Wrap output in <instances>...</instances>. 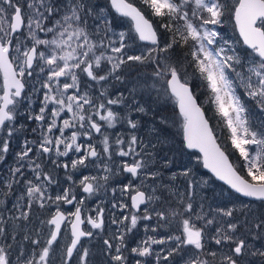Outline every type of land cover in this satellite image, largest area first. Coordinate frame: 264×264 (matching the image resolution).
<instances>
[{
  "label": "snow or ice",
  "instance_id": "obj_1",
  "mask_svg": "<svg viewBox=\"0 0 264 264\" xmlns=\"http://www.w3.org/2000/svg\"><path fill=\"white\" fill-rule=\"evenodd\" d=\"M141 3L151 16L159 18V24L132 0H110L111 8L131 21L127 32H116L114 22L101 14L104 9L91 0H0V163L15 156L3 184L4 196L12 193L14 184L23 186L13 205L15 212L5 218L3 212L12 210H0V237L5 241L0 244V264H90L91 253L82 241L93 238V230L105 231L103 208L93 209L95 217L84 216L85 201L77 199L72 187L55 194L50 191L58 182L46 169V160L63 167L69 181L71 172L80 168L98 169L99 175H85L79 181L80 190L89 197L106 188L113 175L131 177L121 189L122 194H128L130 205L112 204L121 216H113L116 231L103 239L108 264H128L129 255L134 264H150L149 258H154L155 264H242L249 255L264 260V249L251 248L237 237L235 206L211 210L216 215L205 212L203 203L195 206L197 181L191 169L170 177L172 181L183 177V192L177 189L165 197L169 185L160 183L146 193L141 177L155 184L162 180L163 172L150 168L151 154L144 152L147 146L142 147L135 134L140 126L136 114L142 118L150 111L147 101L141 103L144 94L151 99L152 89L161 83L157 94L162 90L179 107L186 148L201 153L203 167L235 194L264 202V122L256 125L252 112L254 107L264 113V0ZM226 24L238 34L235 40L222 31ZM177 49H186L183 59L176 57ZM142 66L151 68V85L148 77L139 75ZM189 67L211 93L231 145L243 161L240 170L217 143L197 104L187 80ZM133 76L135 79H130ZM240 88L242 95L237 91ZM33 97H41L35 114ZM26 100V119L37 123L32 131L39 135L25 138L20 150L14 152L13 141L24 130L18 116ZM118 126L129 131H114ZM60 157H69L70 165L61 164ZM173 163L165 160L163 167ZM135 180L140 183L134 185ZM62 205H74L75 210L65 212ZM34 206L48 209L49 218L41 221L47 231L36 230L35 237L25 234L23 241L31 247L26 249L21 243L13 259V245L6 242L9 236L16 240L12 234L15 222L29 221ZM154 218L155 224H143L145 233L158 234L162 227L172 231L146 235L129 249L126 237L141 222ZM85 224L90 229L83 227ZM253 227L257 230L253 239L260 238L264 216ZM206 236L215 245L226 246L227 251L221 256L207 248ZM62 239L67 241L63 245ZM154 245L165 247L156 251Z\"/></svg>",
  "mask_w": 264,
  "mask_h": 264
},
{
  "label": "rangeland",
  "instance_id": "obj_2",
  "mask_svg": "<svg viewBox=\"0 0 264 264\" xmlns=\"http://www.w3.org/2000/svg\"><path fill=\"white\" fill-rule=\"evenodd\" d=\"M117 86L120 87L119 85H117ZM156 86L158 88L159 87L161 88V83H157ZM237 91H238V94L243 93L242 88L238 89ZM195 92L200 96L202 102H204L205 104H208V103H206V100L203 97V90L202 89H200V90L197 89ZM161 96L162 97H160V100L163 99V100H165V102L167 101L169 104L174 103L173 101H171L168 98V96L163 94V91H162ZM145 101H147V104H146L147 107H151L155 102L153 99H148V97H144V99L141 101V103L145 102ZM249 103H251V102H249ZM252 112L254 113V123L256 125H261V123L264 122V113H260L259 110L255 109L254 107L252 108ZM176 120L178 122V129H179L178 137L180 139L181 138L180 126L182 123V118L176 117ZM214 124L218 125L217 122ZM145 125H147V126L144 128V133L145 134L147 133V134L145 135L144 139H140V140L142 141V145H141L142 147L144 145L147 146L146 148H144V152L151 154L150 168L159 169L160 171H162V169H165L166 170L165 173L162 171L163 172V178L166 181V182L164 181L163 184L174 183L173 187L169 186L171 193H168V191H164L163 195L167 196V197H171L172 193L175 192L177 189H179L181 192H183V190H184L183 177H178L177 180H175V181H172L170 179V177L173 173H179V172H181V170L183 171L185 169H191L192 175L195 178V180L197 181V184H196L195 189H194V197H193L195 206H198L201 203H203L204 204V211L209 212L211 215H216V213L214 211H211V210H214L218 207H220V208H225V207L231 208V207L235 206L237 211L234 213L233 219L239 225L237 237L245 239L251 248L264 249V233L261 234L260 238L253 239V235L257 231L253 227V225L255 223L259 222L260 218L262 216H264V203L261 201H256V200L250 201V200L240 198V197L236 196L235 194H233L231 191H229L223 185L214 181L205 171H203L201 169L198 155L194 152L186 151L184 148L182 151L181 149L179 150V148H176L177 146L175 147V149H174V147H173V149L169 147V149H170L169 152L171 155L168 154L166 152V150L164 149L163 152L166 155V157H164V161L165 160H171L172 161V159H173L172 158L173 157L172 152H173V154H175V158H176L175 161H177V162H174L170 167H163V165H162V169L156 167L152 161H153V158L156 155V153H158V151L155 150L158 142H156L155 135L151 134V132H152V128L150 127L151 123L149 122V124L146 123ZM220 140H222V144L224 145V147H226L227 145L223 141V139H221V137H220ZM153 145H155V147H153ZM250 147H253V146H250ZM228 150L230 151L229 155L233 157L232 163L234 165L238 164L237 160L235 159L233 151H231L230 149H228ZM154 152H155V154H154ZM149 158H150L149 156H145V159H149ZM242 163H243V161L241 160V164ZM241 173H243V172H241ZM99 174L100 173H99L98 169H96L95 175H99ZM141 178L144 179V190L146 191V193H150L151 187H153V186L158 188L160 183H161V181H158L154 184L151 179H146L144 177H141ZM121 180L123 182H126V184H127L129 182V180H131V178L130 177H124L123 178V176H120V175H113L111 177V179L108 181V185H109L108 188L101 189L95 195H93L91 197H89L88 194H86V193L81 194L78 196V199H84V201H85L84 205H85L86 211L96 209L97 206H99L100 208H103L104 211L106 209H110V208H112L113 211H117L118 208H113L112 204L117 203L116 200L119 198V195L116 194L113 201H112L111 195H112L113 189H115L116 192L120 193V190H121V182L120 181ZM205 181L207 183H204ZM139 183H140V180L133 181L134 185L139 184ZM208 188H210V189H208ZM55 190L59 191V187L56 188ZM157 194H159V192ZM100 197L103 198V202H100ZM211 201H213V202H211ZM152 206H155V205H152ZM152 206H150V207H152ZM245 206H247V207H245ZM241 210H243V214H242ZM140 214H142V213H138V215H140ZM118 217H119V214L117 213L116 218H118ZM222 219L227 220L229 218H222ZM245 221H249L250 224H246ZM145 223L155 224L156 221L154 218L153 221H150V222L149 221L141 222V225L138 227V229L141 231V236H139V239H138L139 241L141 239L145 238L146 235H158L159 234V236H162L164 233L172 231L171 228L162 227V228L158 229V234L157 233H151V232L145 233L144 229H143V224H145ZM40 227H41V221L39 222V220L37 219L36 230H39ZM250 227L252 228L251 232H249ZM9 231L11 232L12 230H9ZM39 231L46 232L45 230H43V228ZM19 232L22 233V236H24L23 229H21V228H19V230L15 229V231L12 234L15 235ZM1 242H2V244L5 243L3 238L1 240ZM6 243L13 245V252H15V254H16V249L22 243V238H16V240L13 241L11 239V237L9 236V239L7 240ZM82 243L84 244L85 247L88 248V245L89 244L91 245L92 241H90V240L85 241V242L83 241ZM132 247H135V246H133V244H132V246L130 248H132ZM153 247L156 251H159L161 249V247H165V246L154 245ZM206 247L211 249L212 251H217L221 256L223 255L224 252L227 251L226 246L224 248H221L220 246L215 245L212 242L210 236H206ZM202 258L203 259H209V260L212 259L211 257H208V256H203ZM13 259H15V256H13ZM177 259H179V257H177ZM149 260H150V264H155L154 258H149ZM162 264H164V262H162ZM217 264H218V261H217ZM242 264H264V260H262L258 256L252 257L249 255V256H246L245 261L242 262Z\"/></svg>",
  "mask_w": 264,
  "mask_h": 264
},
{
  "label": "flooded vegetation",
  "instance_id": "obj_3",
  "mask_svg": "<svg viewBox=\"0 0 264 264\" xmlns=\"http://www.w3.org/2000/svg\"><path fill=\"white\" fill-rule=\"evenodd\" d=\"M28 89L26 88V91ZM168 98L174 102L173 98H170L168 96ZM245 99V101L247 100L246 97H243ZM144 103V102H142ZM24 107L21 108V111H20V115L18 116V124H21V123H24L26 118L24 114H26V104L24 103ZM170 106V105H169ZM173 107H174V103H173ZM36 108V109H34ZM39 107L36 106L35 103H32V110H33V114L35 113H38V109ZM147 109H150V111H148V114L145 115V116H149L151 113H153L152 111H154V109L156 108L154 105H152L151 107H147ZM175 111V109H174ZM176 113V111H175ZM176 116L179 117V115L176 113ZM144 117V116H143ZM143 117L141 118L140 117V114H136V118L140 119V126H139V129L135 132V134L139 137V139H143V136H142V129H143V126L142 124H145V120L147 122H150V123H153V122H156V120L154 119H151V118H146V119H143ZM29 124H30V128L31 129V136H32V139H35L38 137V132H33L32 129L33 128H37V123L34 122V121H29ZM148 124V123H147ZM160 130V129H159ZM158 130V131H159ZM114 131H120V132H124V133H127L129 130L126 129L125 127L123 126H118V128ZM181 136V135H180ZM156 140H158V144H157V147L155 148L156 151H158V154L159 156H163L164 155V138L162 135L158 134L157 132V135L155 136ZM181 140V138H180ZM15 141V140H14ZM161 147V148H160ZM159 149V150H158ZM170 154V152H168ZM171 155V154H170ZM175 156V155H174ZM173 156V159L172 161L175 162V157ZM228 156V155H227ZM70 157L72 159L76 158L75 156H72V154H70ZM117 161L120 160L119 157L116 158ZM125 159H130V158H125ZM59 161L61 164L63 163H69L70 165V158L69 157H60L59 158ZM163 162H164V158L162 160H155L154 161V165L156 167L161 166L160 168L162 169V165H163ZM15 164V159H12V158H8L6 160V162L4 163H0V200H3V203H0V210H3V209H10L12 211H5L3 212V216L5 218L9 217L12 215L13 212H15V209L13 208V205L16 204L17 202V198L22 194L23 192V186L22 184H14L13 186V190H12V193L10 195H8L7 197L4 196V189H3V184L7 182L8 178H9V167L13 166ZM46 167L48 170L52 171V174L53 173H56L57 175L58 174V171H57V167L51 163V161H47L46 160ZM114 167H118V165H113ZM162 171L165 173L166 170L165 169H162ZM69 172H71V169L69 168ZM61 176H60V180L62 182L61 186L59 187V191L57 190H54V189H50V191L53 192V194L55 193H58L60 191H62L64 188H68V187H72L75 195L77 196V199H78V196L81 195V194H84L80 188H79V181L80 179H82L83 176L87 175V176H95L96 174V168H93V167H88V168H80L78 171H75V172H71V175H72V181H69L67 180L66 178V174H65V170L63 167H61ZM87 173V174H86ZM29 177H31V174L30 173H26ZM53 176L55 177V174H53ZM120 176H123L124 177H129L128 174H120ZM131 178V177H130ZM73 181L75 183H73ZM165 181L164 178H162L161 180V183H163ZM121 182V189L123 188L124 184H126V182H123L122 180L120 181ZM166 182V181H165ZM169 186L173 187L174 183H168ZM109 185L107 184L106 188H108ZM168 193H171V190L168 191ZM119 195V198L116 200V202L118 204L120 203H125V204H129L130 205V200L128 198V194L127 193H124L122 194L121 190H120V193L119 192H116L115 191V195ZM160 194V193H159ZM115 195H113V192H112V201L114 200V197ZM167 197V196H165ZM25 201H20V203H24ZM100 202H103V198L100 197ZM144 206L142 205L141 208H143ZM61 209L65 212H69V211H74L75 210V207L74 205H62L61 206ZM52 212L55 211V207L53 206L52 209H51ZM119 214V217L121 216V212L120 210L118 209L117 211H113L112 208L110 209H106L104 211V220H105V231L104 232H100L99 230H93L95 235L93 238L89 239V238H85L83 241H92V244L96 247V253L95 254H92L90 255L89 257V262L90 264H108V261H109V258H108V255L107 253L105 252L104 254H100V246L104 247L106 249V246L103 245V239H106V238H110L112 233L116 231V228L117 226L112 224L111 221L113 219V216L115 215L116 217V214ZM18 214V213H17ZM83 214L84 216H95L96 213L95 211L93 210H88L86 211L85 209V205L83 206ZM124 214H127L126 212ZM38 216L41 217V219H38ZM49 218V211L48 209H45L40 215L37 214V206H34L33 210L31 211L30 213V217H29V221H24V220H19V221H16L15 222V229L16 230H19V228L23 229V234H28L30 236H33L35 237V232H36V228H37V219L40 221L42 220H47ZM9 230H12L11 228V224H9ZM83 227H85L86 229H90V225H87L85 224ZM43 228V230L47 231V228L44 227L42 224H41V227L39 230H41ZM64 229L62 228V233H63ZM16 235V238H22V243L24 245V247L27 249V248H30L31 245L26 242V241H23V237L22 236V233H17L15 234ZM139 236H141V231L139 229L135 230L133 234L129 235L126 237V244L128 245V248L130 249V247L132 246H136L138 243H139ZM2 240V237H0V244H2L1 242ZM82 241V242H83ZM67 241L66 240H61L60 241V244L63 245L65 244ZM113 243H116V241H113ZM92 245V246H93ZM90 246V244L88 245V247ZM13 256H15V252L12 253ZM125 255H129V253L126 251L125 252ZM128 264H134V258L131 257L129 255V260H128Z\"/></svg>",
  "mask_w": 264,
  "mask_h": 264
},
{
  "label": "trees",
  "instance_id": "obj_4",
  "mask_svg": "<svg viewBox=\"0 0 264 264\" xmlns=\"http://www.w3.org/2000/svg\"><path fill=\"white\" fill-rule=\"evenodd\" d=\"M132 2L134 4H136L138 7L144 9L146 16H148V18L151 19L154 22V24H156V25L159 24V18L151 16L150 10L146 9V6L141 3V0H132ZM91 3L100 5L104 9V11L101 14L107 16L110 21L114 22V24L116 22L117 25L116 24L114 25V27L116 28L115 29L116 32H120V31L127 32L129 30V28H130L129 21L125 18L118 17L115 14H113L111 12L110 8L108 7L106 0H91ZM118 22H119V24H118ZM118 25H120V26H118ZM101 26H103V25H101ZM161 31H163V30H161ZM222 31L224 32V34L227 37L235 40L236 34L233 33L231 24H226L225 28ZM185 50L186 49H177L176 50V57L179 59H183L182 53ZM133 72H135V70H133ZM188 73L189 74H188L187 80H188L189 87L193 91L198 105L200 106V108L204 112L205 118L209 121L210 127L214 130V135L217 138L218 144L221 146V148L228 155L231 163L233 162V157L229 155L230 151L228 149L233 151L235 159L237 160V163H238V164H235V166L237 167L238 170H240V164H241L242 159L239 158L238 153L236 152V150L231 145V141L229 139L228 131H227L226 127L224 126V124L222 123L221 117L217 114L215 105L212 103L211 93L207 89L204 82L198 78L199 74L198 73L193 74V69L191 67L188 68ZM139 75H140L141 79H143L144 77H148V84L149 85H151L153 83V79L151 77V68L150 67L146 68V67L142 66L141 70L139 72ZM130 79L134 80L135 77L134 76L130 77ZM30 87H31V84H29L28 88H30ZM156 89H160V87L158 88L156 86ZM156 89H152V91H151V99H153L155 101L153 105L156 108L154 109V111H152L153 113H151L149 116H144L143 119L151 118V119L156 120V122L151 123V126H150L152 128L151 134L156 136L157 132H158V134L163 136L164 147H165V150L167 153L170 151L169 147L173 149V147H176V146H177L176 148H179V150L181 149L183 151L182 142L178 137V135H179L178 122L176 120L177 116H176V113L174 111L173 104H169L167 101L165 102V100H163V99L160 100V97H162L161 96L162 91L160 92L161 94L159 93V95H158ZM197 89L203 90V97L205 98L206 103H208V104H205L204 102L201 101L200 96L195 92ZM144 97H148V99H149V95L147 93L144 94ZM40 99H41V97H33V103H35L36 106H38V107H39ZM242 99H244L243 96H242ZM24 103L26 104L25 108H26V114H27V112H28V108H27L28 101L26 100ZM34 109H36V108H34ZM26 114H24V115H26ZM25 118H26V116H25ZM216 122L218 123V125L214 124ZM144 123L149 124V122H147L146 120ZM21 124L24 125V130L21 134H19L18 139L13 141V151L14 152L20 150L19 145L23 142V140L25 138L32 139V136L30 133L31 129H29L30 128L29 120L26 119L25 122L21 123ZM145 124H142V125H144V127L142 129V135L145 134L144 128L147 126ZM180 129H181V126H180ZM220 137H221V139H223V141L226 143V145L228 147L227 146L224 147V145L222 144V140H220ZM158 140H156V142ZM156 155H157V159H159L160 157L158 156V153ZM174 155L175 154H173V152H172V156H174ZM164 157H166L165 154L162 156V159ZM8 158L15 159V156L11 155ZM46 166L47 165H46V161H45V167ZM46 169H47V167H46ZM57 171H58V174L61 176V174H62L61 173V167H57ZM50 172L52 173V171H50ZM53 174H55V179L58 182L57 184L52 186V189L55 190L56 188L61 186L62 182L60 180L59 175H57L56 173H53ZM241 174H243V173H241ZM44 210L45 209H40L37 206V214L38 215H40ZM38 219H41V217L38 216ZM109 222H111V221H109ZM92 245L93 244L91 243V245L88 247L91 255L96 253V247L94 245L93 246ZM100 248H101L100 254H104L106 252L105 248L102 246H100Z\"/></svg>",
  "mask_w": 264,
  "mask_h": 264
},
{
  "label": "water",
  "instance_id": "obj_5",
  "mask_svg": "<svg viewBox=\"0 0 264 264\" xmlns=\"http://www.w3.org/2000/svg\"><path fill=\"white\" fill-rule=\"evenodd\" d=\"M107 1V4H108V7L110 8V10H111V12L113 13V14H115L116 16H118V17H120L119 16V14L118 13H116L115 12V10L113 9V8H111V4H110V0H106ZM123 18V17H122ZM125 19H127V18H125ZM128 20V19H127ZM129 21V24H130V26H131V21L130 20H128ZM236 35H238V34H236ZM198 104V103H197ZM199 106V105H198ZM174 109H175V111H176V113L179 115V107H178V105L176 104V102H175V100H174ZM202 110V109H201ZM206 119V118H205ZM182 123H183V121H182ZM182 123H181V129H180V135H181V142H182V146H183V148L186 150V151H191V152H194V153H196L197 155H198V157H199V162H200V167H201V169L203 170V171H205L214 181H216L217 183H219V184H221V185H223L224 187H226L229 191H231L233 194H235L231 189H229L228 188V186L227 185H225L224 184V182L223 181H220V180H218L208 169H205L204 167H203V165H202V154L201 153H199L197 150H195V149H188V148H186V146H185V143H184V140H183V130H182ZM218 143V142H217ZM222 149V148H221ZM223 150V149H222ZM224 151V150H223ZM226 154V153H225ZM227 155V154H226ZM230 161V160H229ZM236 196H238V197H240V198H243V199H246V200H250V201H254L253 199H251V198H247V197H242V196H239L238 194H235ZM130 200V199H129ZM130 203H131V201H130ZM264 203V202H263Z\"/></svg>",
  "mask_w": 264,
  "mask_h": 264
},
{
  "label": "bare ground",
  "instance_id": "obj_6",
  "mask_svg": "<svg viewBox=\"0 0 264 264\" xmlns=\"http://www.w3.org/2000/svg\"><path fill=\"white\" fill-rule=\"evenodd\" d=\"M115 24H116V22H115ZM115 24H114V25H115ZM118 24H119V22H118ZM116 25H117V24H116ZM118 26H120V25H118ZM115 29H116V28H115ZM173 100H174V99H173ZM209 126H210V125H209ZM146 134H147V133H146ZM146 134L142 135V136H143V139H144V137H145ZM223 143H224V142H223ZM160 148H161V147H160ZM174 149H175V147H174ZM158 150H159V149H158ZM153 151H154V150H153ZM174 151H175V150H174ZM149 152H150V151H149ZM154 154H155V152H154ZM156 154H157V153H156ZM152 156H153V155H152ZM158 156H159V154H158ZM184 156H185V155H184ZM159 157H160V156H159ZM161 157H162V156H161ZM161 157H160L159 159H157V155H155L154 158H153V161H152V162L154 163L155 160H157V161L162 160ZM174 157H175V156H174ZM179 157H180V156H179ZM174 159H176V158H174ZM181 161H182V160H181ZM175 162H177V161H175ZM183 162H184V161H183ZM183 162H182V163H183ZM153 163H152V164H153ZM183 164H184V163H183ZM175 166H176V165H175ZM158 168H160L159 165H158ZM181 171H182V170H181ZM198 172H199V171H198ZM194 173H195V172H194ZM210 185H211V184H210ZM208 187H209V186H208ZM208 189H210V188H208ZM208 189H207V190H208ZM210 193H211V192H210ZM212 193H213V192H212ZM214 193H215V192H214ZM217 193H218V192H217ZM217 197H218V196H217ZM211 202H213V201H211ZM216 202H217V201H216Z\"/></svg>",
  "mask_w": 264,
  "mask_h": 264
}]
</instances>
